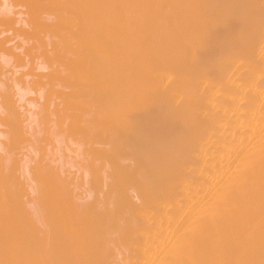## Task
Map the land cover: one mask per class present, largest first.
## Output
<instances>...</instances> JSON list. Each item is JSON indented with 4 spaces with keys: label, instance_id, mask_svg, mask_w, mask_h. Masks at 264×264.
Instances as JSON below:
<instances>
[{
    "label": "bare ground",
    "instance_id": "1",
    "mask_svg": "<svg viewBox=\"0 0 264 264\" xmlns=\"http://www.w3.org/2000/svg\"><path fill=\"white\" fill-rule=\"evenodd\" d=\"M14 1L28 18L0 10V264H122L120 249L264 264V0ZM12 23L55 38L56 68L2 71L24 63ZM55 131L77 140L83 176Z\"/></svg>",
    "mask_w": 264,
    "mask_h": 264
},
{
    "label": "rangeland",
    "instance_id": "2",
    "mask_svg": "<svg viewBox=\"0 0 264 264\" xmlns=\"http://www.w3.org/2000/svg\"><path fill=\"white\" fill-rule=\"evenodd\" d=\"M6 2H2V0H0V5L2 6L1 8H0V10H2V9H7L8 8V11H4L3 12V14L5 13V14H7V13H9L10 15H4L3 17L5 18V16H6V18L8 19L7 21H12L13 19V21H16V19H18V20H21V19H23V20H27L26 18H28L26 15L24 16V13H26L27 12V10H25V7L23 8V4L22 5H19L20 4V2H15L14 0H5ZM14 1V2H13ZM156 1V2H155ZM163 1H166L165 3L163 2ZM205 1V0H204ZM204 1H202V3L201 4H203L204 3ZM157 2H159V3H157ZM162 4H161V3ZM169 2V3H168ZM174 2H176L175 4L177 5V0L175 1L174 0ZM174 2H173V0L171 1V0H159V1H157V0H153V3H157L156 5L157 6H160L161 7V5H163L164 4V6H166L167 4L169 5L170 4V6H169V9H170V7L171 8H173V7H175L176 5H174ZM206 2H208L207 0H206ZM213 2H216V0H214ZM212 2V0H211V2L209 1V3L208 4H211V3H213ZM221 1H218V3H220ZM2 3H5V4H2ZM19 3V4H18ZM152 2H151V4H153ZM161 4V5H160ZM172 4V5H171ZM205 4L206 3H204L203 5L205 6ZM214 5H212V6H215V3H213ZM220 4H223V3H220ZM207 5V4H206ZM3 6H4V8H3ZM163 6V7H164ZM209 6V5H208ZM20 7H21V9H20ZM163 7H161L162 9H163ZM166 7H168V6H166ZM22 8H23V10H22ZM165 8V7H164ZM167 9V8H166ZM165 9V10H166ZM25 10V11H24ZM164 10V9H163ZM20 11H22V12H20ZM168 11V10H167ZM7 12V13H6ZM18 13H21L22 14V16L20 17V16H18L19 14ZM15 14V15H14ZM16 15H17V17H16ZM103 15V14H102ZM211 15V14H210ZM214 15V14H213ZM213 15H211L209 18H211ZM8 16H9V18H8ZM111 16H112V19H111V21H110V23L111 24H109V23H107V25L106 26H108L107 28H109V29H115V28H118L119 26V24L121 25V23L122 22H120V21H122L121 19L120 20H117L118 22H120V23H117L115 20H116V18H114L116 15H114V13H111ZM18 17H20V19L18 18ZM116 17H118V16H116ZM2 18V17H1ZM5 18V19H6ZM11 18H12V20H11ZM42 18H44V17H41V20H42ZM212 19H213V17H212ZM43 21V20H42ZM114 21V22H113ZM141 21V20H140ZM143 21L144 20H142L141 21V23L140 24H143ZM135 22H139V20H137V21H135ZM112 23H113V25H112ZM115 23H117L116 25H115ZM13 25H11V26H8L9 28H12V29H9L8 31L10 32H6L4 35H3V37L4 38H9L10 39V41H11V43H8L7 45H6V47L7 48H12L11 46H13V47H16L17 46V48L18 49H20V50H22V54H20V53H18V51H16V52H13L15 55H18L19 56V58L21 59V60H23L24 61V63L22 64L21 62V64L23 65V68H22V66H21V64L19 65V64H17L18 66H21V67H16L17 68V70H16V68H15V65L12 63V62H14L12 59H11V57H6V59H8L9 61H10V64H13V65H9L10 66V68L9 67H6V68H4L2 71H5V70H10V71H13V70H15V71H17L19 74H20V72H21V74H20V77L22 76V73H24L25 74V72H27V71H31V69H33V68H31V67H33V64H34V66L35 65H39V66H42V68H44V71H43V69L40 67V69H38V70H36V71H34V70H32L33 72L32 73H36V74H39V75H42V74H45V73H49V68L51 67V68H53V65L56 63L55 61H57L56 60V58H55V55H54V51H55V53H58V52H56L57 50H52L53 48H51L50 46H52L51 45V42H55V38L53 39V38H51L53 41H47L46 40V38L43 36V34L41 35L40 34V36H39V34H35L34 32H36L35 30H32L30 27H32V26H26L25 27V29L24 28H22V25H20V24H14V23H12ZM111 26V28H110V26ZM115 25V26H114ZM21 26V27H20ZM7 27V28H8ZM102 27H103V24H102ZM113 27H115V28H113ZM13 28H14V30H13ZM16 28L17 29H20V30H22L23 29V31L28 35V34H30V35H28V36H26V38L24 37V38H22L23 36H21V37H14V36H17V34H16V32H14V33H12V31L11 30H13V31H15L16 30ZM29 28V29H28ZM103 28H105V26L103 27ZM0 29H2V27H0ZM27 29V30H26ZM31 29V30H30ZM34 29V28H33ZM6 31L4 28L2 29V31ZM33 31V32H32ZM7 34V35H6ZM12 34H14V35H12ZM16 34V35H15ZM32 34V35H31ZM36 36H35V35ZM6 35V36H5ZM25 36V35H24ZM31 36V37H30ZM32 36H33V39H32ZM35 36V37H34ZM44 38H43V37ZM28 37V38H27ZM29 37H30V39H29ZM37 37V38H36ZM39 37V38H38ZM41 37V38H40ZM2 39V36H1V38H0V40ZM41 39V40H40ZM50 39V38H49ZM50 39V40H51ZM25 40V41H24ZM37 40V41H36ZM39 40V41H38ZM43 40V42H41ZM45 40V41H44ZM15 42V43H14ZM19 43V44H18ZM30 43V44H29ZM42 43H44V44H42ZM49 43V44H48ZM34 44V45H33ZM37 44H39V45H37ZM32 47H31V46ZM48 45V46H47ZM9 46V47H8ZM41 48H40V47ZM22 47V48H21ZM24 47V48H23ZM28 48H29V50H28ZM30 48H31V50H30ZM24 49V50H23ZM39 51V52H37V50ZM45 49V50H44ZM51 49V50H50ZM58 49V48H57ZM25 50H27V51H25ZM41 51V52H40ZM51 51H53V55H52V52ZM36 52V53H35ZM49 52L51 53V54H49ZM31 55H30V54ZM25 54H27L28 56H30V58L29 57H26L27 55H25ZM32 55H33V58H32ZM51 55V56H50ZM57 55V54H56ZM115 56V55H114ZM113 56V57H114ZM42 57V58H41ZM43 57H44V59H43ZM54 57V59H55V61H54V59H52ZM25 58H26V60H25ZM35 58H37V59H35ZM30 59V60H29ZM45 59H47V60H45ZM59 60L57 61V62H59L61 59H63V58H58ZM29 60V61H28ZM26 61V62H25ZM34 61V62H33ZM52 61V62H51ZM54 61V62H53ZM16 62V61H15ZM14 62V63H15ZM17 62H19V61H17ZM44 62V63H43ZM51 62V63H50ZM25 63H28V64H25ZM60 63V62H59ZM25 64V65H24ZM46 65V66H45ZM56 66L58 65V63H56L55 64ZM55 65H54V67H55ZM12 66H13V68H12ZM46 67V68H45ZM56 68V67H55ZM25 69V70H24ZM18 70H20V71H18ZM24 70V71H23ZM4 73H6V71L4 72ZM27 74V73H26ZM18 75V74H17ZM18 77H19V75H18ZM23 81L25 82H30V79L29 78H25V77H23ZM34 80H37V79H34ZM43 81H45L44 79L42 80V82ZM25 82V83H26ZM20 86H21V88H23L24 87V85L23 84H20ZM46 88V90L45 89H43V91H44V93H42L43 95H42V98L46 95H48L46 92H48V91H50L49 90V88H47V87H45ZM58 90H56V88H55V91H59V92H61L62 90H60V88H57ZM67 92H69L70 90H66ZM65 91V92H66ZM29 99H38L35 95H33V94H31V95H26L24 98H23V102H21L20 104H22V105H25V102L26 101H28ZM40 102H41V104H43V105H45V100L44 99H42V101L40 100ZM59 102L58 101H55V104H58ZM45 106H47V104L45 105ZM21 112V111H20ZM36 112H38L37 110H36ZM102 115H104L103 113H102ZM41 118V116L39 117V119ZM41 120V119H40ZM57 121H55V123H56ZM44 123V119H42V121H41V125L40 126H42L44 129H43V138H45V139H47V137L48 138H50L51 139V137L50 136H48V132H49V128L51 127L49 124H48V127H46L45 128V126L46 125H44L43 124ZM47 122H45V124H46ZM39 126V125H38ZM50 126V127H49ZM41 127V128H42ZM40 128V127H39ZM39 128L38 129H36V131H38V133H42L41 131H42V129L41 130H39ZM51 129V128H50ZM44 130H47V133H46V131H44ZM40 131V132H39ZM55 132H57L58 134H57V137H56V139H54V140H56V141H54L53 140V145H54V147L56 148V150H58L57 151V156H58V158H60L61 160H62V162L67 166L65 169H68L67 171H72V172H70V175L72 174H75V173H77L78 172V170H80V168H81V166L79 167V164H81V163H83V162H81V160L83 159L82 158V156L83 155H81L82 153H80V151H82V149L80 150L76 145H74V143H73V141L75 140V142L77 141L76 139H73L74 138V136H72V138H68V137H65L64 136V138H63V136L61 135L60 136V133L58 132V131H55ZM46 133V134H45ZM42 135V134H41ZM47 136V137H46ZM60 136V137H59ZM62 137V138H61ZM59 138H61V139H59ZM70 141H69V140ZM48 140V139H47ZM60 141V142H59ZM57 144H56V143ZM72 142V143H71ZM80 153V154H79ZM83 161V160H82ZM68 163V164H67ZM82 165V164H81ZM84 165H85V163H84ZM83 166V165H82ZM82 169V168H81ZM83 170V169H82ZM81 171V170H80ZM80 171H79V173H77V175L79 176L80 175ZM68 172V173H69ZM73 172H75V173H73ZM81 173L83 174V171H81ZM81 174V175H82ZM80 175V176H81ZM77 176V177H78ZM83 176V175H82ZM91 178V177H90ZM89 179V178H88ZM87 178L85 179L86 180V182H88V181H90V180H88ZM88 180V181H87ZM79 181V180H78ZM82 181H84L83 179H82ZM81 180H80V182H82ZM84 183V182H83ZM235 205H237L238 203L237 202H235L234 203ZM125 249H120V252H121V254H123V255H121V256H123V257H121V258H123L122 259V261H121V263L122 264H128L129 263V261H130V263L129 264H131V263H133V261H132V259H134L135 257H130L131 255L127 252V251H124ZM123 251V252H122ZM127 252V253H126ZM124 253H126V255L127 254H129L128 256H125V254ZM120 257V256H119ZM127 257V258H126ZM119 259H117V262H119L118 264H120V261H118ZM121 260V259H120ZM129 260V261H128ZM132 261V262H131ZM116 262V261H115ZM117 262L115 263V264H117ZM124 262V263H123ZM127 262V263H126Z\"/></svg>",
    "mask_w": 264,
    "mask_h": 264
}]
</instances>
